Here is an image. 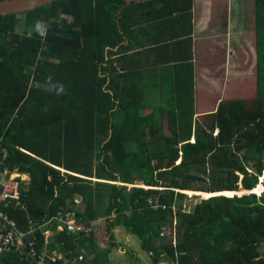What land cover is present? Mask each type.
Wrapping results in <instances>:
<instances>
[{
	"label": "trees",
	"instance_id": "obj_1",
	"mask_svg": "<svg viewBox=\"0 0 264 264\" xmlns=\"http://www.w3.org/2000/svg\"><path fill=\"white\" fill-rule=\"evenodd\" d=\"M231 2L234 29L253 35L220 42L253 54L255 97L214 111L213 102L194 105L193 67L205 76L201 47L225 15L208 20L206 6L195 14L202 0H59L0 16V171L29 178L18 205L0 211L26 230L72 209L88 229L48 237L64 257L46 264L79 254L77 264H111L116 227L150 264H264V195L184 205L175 192H249L264 168V0ZM222 46L206 55L221 72ZM244 71L242 62L239 78ZM135 182L150 189L122 186ZM43 241L38 233V253ZM0 264L37 262L3 254Z\"/></svg>",
	"mask_w": 264,
	"mask_h": 264
},
{
	"label": "rangeland",
	"instance_id": "obj_2",
	"mask_svg": "<svg viewBox=\"0 0 264 264\" xmlns=\"http://www.w3.org/2000/svg\"><path fill=\"white\" fill-rule=\"evenodd\" d=\"M205 6L207 7V10H208V14H207L208 20L213 19V21L216 22L218 17L221 15H225V18H222L223 28L219 27V30L215 29V32L212 34V36L210 35L208 38H206L207 40L203 42L204 44L201 47L205 56L202 57V59L200 60L199 67H201L202 70H204L203 73L205 76H198L196 77V80L194 81L196 85V89H197L195 91L196 96L199 97L201 101H203V103L209 102V104L210 102H214V100L232 101V100H238V99L242 100L243 99L246 101H250L255 97L256 67H255V60L253 58V54L252 53L244 54L243 52H241V47L239 48L238 46H235L234 45L235 43H233V41L231 40L226 41L227 43L225 46L226 48L225 50L220 40L222 39L221 36L226 37L227 39H229V37L231 36H233L234 39H236V36L238 38L239 35L240 36L241 35L251 36L250 34L253 35V29L251 28L250 30L247 27H244L243 29H239V28L234 29L232 22L235 18L237 19L238 13L236 12L234 3H232L231 0H202L201 4L195 5L193 9L194 13L196 12L195 14H197L200 11H202V9L204 10ZM249 11H252L251 7H249ZM251 14L252 13L249 12V19L252 17ZM21 29H22L21 26H18L16 31L21 33ZM211 38H215V42H218V45L213 44L214 42H209V40H213ZM253 44H254V41H253ZM221 46L223 48L222 52H226V58H223V60L221 61L222 66H223V63H225V66H223V68H225V71H222V72L215 69L213 67L212 59L210 57L209 59L206 56L210 53L211 50L217 51L219 48H221ZM234 46H235V51L233 50ZM233 52H234V57L233 59H231L230 53H233ZM242 62L244 63V69H245V71L243 72V76H242L243 79L238 77L240 76L238 72L239 65ZM212 67L213 69H211ZM232 67H233V70H231ZM238 80H245V81L239 83ZM209 107L211 108V105H209ZM149 111L150 110L146 111L145 113L147 112L149 113ZM194 119L200 121V118H198V116H195ZM162 126L164 129L165 135H168L167 129H166L167 127L166 122H163ZM193 174L196 175V173H193ZM17 177L18 176L15 174L10 176L11 179H15ZM242 178L243 176L241 177V179ZM19 182L23 184V186L27 187V184L29 182L28 176L22 174V177H20ZM131 188H137V189L143 188L145 190L150 189V188L145 187L142 184V182H135L134 185L132 186L129 185L127 187V191ZM157 190H160V189H157ZM175 192L186 196L187 202H185L184 205H194L198 203L200 200L207 199L205 197L203 198V195L188 194L185 192L183 193V191H175ZM190 193H194V192H190ZM239 193H241V195H237V197L239 198L242 197V195L243 196L248 195L247 192H245L244 190H240ZM198 194H203V193H198ZM223 197H227V196H223ZM76 209H77V206H76ZM78 209L82 210L80 205L78 206ZM72 212L74 213L75 210H73ZM99 223H102V222H99ZM78 226L82 227V224ZM52 234H53L52 231H49V233H47L48 236ZM62 257L63 255H61L59 258H62Z\"/></svg>",
	"mask_w": 264,
	"mask_h": 264
},
{
	"label": "built area",
	"instance_id": "obj_3",
	"mask_svg": "<svg viewBox=\"0 0 264 264\" xmlns=\"http://www.w3.org/2000/svg\"><path fill=\"white\" fill-rule=\"evenodd\" d=\"M251 173V171H248ZM17 175L18 177L15 179H11V175ZM21 174L18 173H9L5 168L0 171V207L2 209L6 208L12 202L16 203V206L19 203L20 195L18 192L19 182ZM258 184L257 189L262 188L259 194L255 193V190L247 192V194L255 195L257 198L264 195V172L258 176ZM150 201V202H149ZM149 204H152L151 200L147 201ZM0 211V255L3 254H16L19 256H26L34 258L37 264H46V260H52L56 262L61 255L58 254L56 250L49 251L48 249V236L47 233L49 231H54L52 229H48V227H54L57 225V231H63L65 228L68 232H79V231H88V229H82L81 226L75 225V221L73 219L74 213L61 211L58 213L57 217L53 220H50L48 223L31 227L26 230H19L17 225L11 219H8L4 212ZM38 233L43 234L44 241L43 246L40 249V252L37 251V235ZM84 259L83 255H78L74 258V261L77 263L82 262Z\"/></svg>",
	"mask_w": 264,
	"mask_h": 264
},
{
	"label": "crops",
	"instance_id": "obj_4",
	"mask_svg": "<svg viewBox=\"0 0 264 264\" xmlns=\"http://www.w3.org/2000/svg\"><path fill=\"white\" fill-rule=\"evenodd\" d=\"M192 55H193V53H192ZM194 62H195V60H194V56H193V60H192L193 66H194ZM196 77H197V74H196V71L193 67V88H194V90H193V92H194L193 102H194L195 106L203 103V101H201V99L199 97H197L196 93H195V91L197 90L195 82H194L196 80ZM219 101L220 100H214V102H213L214 106L212 108V111L215 110ZM191 142H192V140L190 141V143ZM262 165L264 166V163H262ZM261 172H264V168L261 170ZM241 177H242V175H241ZM155 189H159V188H155ZM75 203L77 204L78 202L76 201ZM99 222H102V220H99L97 223H99ZM60 231H57V232H60ZM57 232L55 231L52 234V236ZM113 233H114V238L117 240V243H119V245L117 244L115 247V250L111 251L110 254L108 255V259L110 260L111 264H150V260H149L148 255H146L145 253H142L140 248L137 247L136 241L133 240V238L130 235H125L124 231H121L119 227H116L114 229ZM105 247L106 246H104L103 244H100V248H105ZM58 254L63 255L60 252H58ZM63 257H64V255H63ZM63 257L61 258V260L63 259ZM75 257L76 256H74L73 260H72L73 264H76V262L74 261Z\"/></svg>",
	"mask_w": 264,
	"mask_h": 264
},
{
	"label": "water",
	"instance_id": "obj_5",
	"mask_svg": "<svg viewBox=\"0 0 264 264\" xmlns=\"http://www.w3.org/2000/svg\"><path fill=\"white\" fill-rule=\"evenodd\" d=\"M55 1H59V0H0V16L17 15V14L30 12V11L37 9V7H40V6L55 2ZM121 1H123L125 4H130V3H143V2L150 1V0H121ZM116 49L117 48H115L114 50ZM219 196H223V195H213L208 198L219 197Z\"/></svg>",
	"mask_w": 264,
	"mask_h": 264
},
{
	"label": "bare ground",
	"instance_id": "obj_6",
	"mask_svg": "<svg viewBox=\"0 0 264 264\" xmlns=\"http://www.w3.org/2000/svg\"><path fill=\"white\" fill-rule=\"evenodd\" d=\"M262 190V188H259V189H256L255 190V193L256 194H259V192ZM194 195H203V198L205 197V198H208V197H210V196H213V195H208V194H198V193H193ZM215 195H223V196H235V195H241V193H235V194H215ZM243 196V195H242Z\"/></svg>",
	"mask_w": 264,
	"mask_h": 264
},
{
	"label": "clouds",
	"instance_id": "obj_7",
	"mask_svg": "<svg viewBox=\"0 0 264 264\" xmlns=\"http://www.w3.org/2000/svg\"><path fill=\"white\" fill-rule=\"evenodd\" d=\"M37 27H38V29L40 30V32H41V34H43V29L39 26V25H37ZM7 170V169H6ZM9 173H18V174H21V173H19L18 171H16V170H12V171H9V170H7ZM262 173V172H261ZM22 175V174H21ZM23 175H26V174H23ZM261 174H259L258 176H260ZM28 180H29V178H28ZM118 185H122V184H118ZM122 186H125V187H128L129 185H122ZM132 186V185H131ZM258 186V185H257ZM256 189V188H255ZM255 189H253V190H255ZM252 191V190H251ZM250 192V191H249ZM244 196H249V195H244ZM250 196H255V195H250ZM263 195H261V197H262ZM236 197V196H235ZM243 197V196H242ZM256 197V196H255ZM261 197H259V198H261ZM257 198V197H256ZM55 232V231H54Z\"/></svg>",
	"mask_w": 264,
	"mask_h": 264
}]
</instances>
